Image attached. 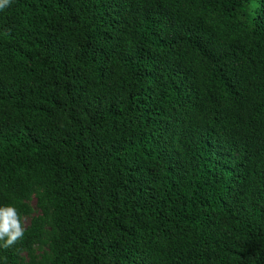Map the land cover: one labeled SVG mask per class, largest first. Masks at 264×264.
I'll return each instance as SVG.
<instances>
[{
  "label": "trees",
  "instance_id": "16d2710c",
  "mask_svg": "<svg viewBox=\"0 0 264 264\" xmlns=\"http://www.w3.org/2000/svg\"><path fill=\"white\" fill-rule=\"evenodd\" d=\"M0 264H264V0L0 9Z\"/></svg>",
  "mask_w": 264,
  "mask_h": 264
},
{
  "label": "clouds",
  "instance_id": "9594fccd",
  "mask_svg": "<svg viewBox=\"0 0 264 264\" xmlns=\"http://www.w3.org/2000/svg\"><path fill=\"white\" fill-rule=\"evenodd\" d=\"M10 0H0V9L7 7ZM24 225L20 213L13 205L0 206V247L11 248L24 236Z\"/></svg>",
  "mask_w": 264,
  "mask_h": 264
}]
</instances>
